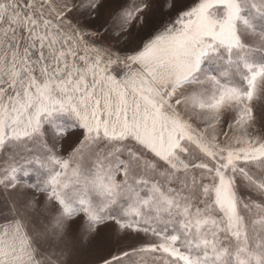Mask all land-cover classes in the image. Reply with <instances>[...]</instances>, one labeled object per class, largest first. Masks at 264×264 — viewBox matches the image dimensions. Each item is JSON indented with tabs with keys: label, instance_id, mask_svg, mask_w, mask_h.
<instances>
[{
	"label": "snow or ice",
	"instance_id": "obj_1",
	"mask_svg": "<svg viewBox=\"0 0 264 264\" xmlns=\"http://www.w3.org/2000/svg\"><path fill=\"white\" fill-rule=\"evenodd\" d=\"M0 264H264V0H0Z\"/></svg>",
	"mask_w": 264,
	"mask_h": 264
}]
</instances>
